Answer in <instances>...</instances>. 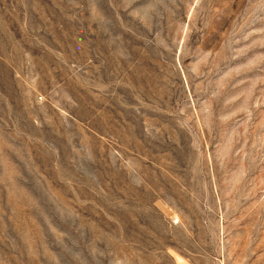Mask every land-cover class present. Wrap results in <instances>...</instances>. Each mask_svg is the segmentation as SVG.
I'll return each instance as SVG.
<instances>
[{"label":"rangeland","instance_id":"1","mask_svg":"<svg viewBox=\"0 0 264 264\" xmlns=\"http://www.w3.org/2000/svg\"><path fill=\"white\" fill-rule=\"evenodd\" d=\"M0 264H264V0H0Z\"/></svg>","mask_w":264,"mask_h":264}]
</instances>
